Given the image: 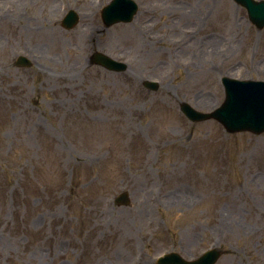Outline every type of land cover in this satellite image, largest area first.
Masks as SVG:
<instances>
[{"label": "rangeland", "instance_id": "obj_1", "mask_svg": "<svg viewBox=\"0 0 264 264\" xmlns=\"http://www.w3.org/2000/svg\"><path fill=\"white\" fill-rule=\"evenodd\" d=\"M137 1L106 26L108 0H0V264H156L212 244L216 264H264V132L179 110L216 108L223 75L264 79V27L235 0Z\"/></svg>", "mask_w": 264, "mask_h": 264}, {"label": "water", "instance_id": "obj_2", "mask_svg": "<svg viewBox=\"0 0 264 264\" xmlns=\"http://www.w3.org/2000/svg\"><path fill=\"white\" fill-rule=\"evenodd\" d=\"M134 10H135V5H134V2L132 0H115L109 6V8L106 12V16H107L106 20L108 23H111L112 21H114L116 19H120V18L129 19L132 16ZM263 15H264V8L253 14V16L255 18H261V17H263ZM263 20H264V18H263ZM97 58L109 66H118V67L122 66V67H124V64L115 62L112 58L108 57L105 54L99 53L97 55ZM196 118H198V117H196ZM227 120L229 121V118H227ZM230 130H235V129L232 127V128H230ZM117 200L119 202H126L127 201L126 193L121 194L117 198ZM178 264H181V263H178Z\"/></svg>", "mask_w": 264, "mask_h": 264}, {"label": "bare ground", "instance_id": "obj_3", "mask_svg": "<svg viewBox=\"0 0 264 264\" xmlns=\"http://www.w3.org/2000/svg\"><path fill=\"white\" fill-rule=\"evenodd\" d=\"M52 3L55 4L56 3V0H52ZM53 4H51V6H50L51 10H52ZM132 25H134V23ZM135 25H137V24L135 23Z\"/></svg>", "mask_w": 264, "mask_h": 264}]
</instances>
